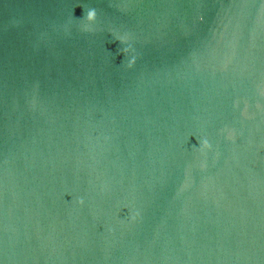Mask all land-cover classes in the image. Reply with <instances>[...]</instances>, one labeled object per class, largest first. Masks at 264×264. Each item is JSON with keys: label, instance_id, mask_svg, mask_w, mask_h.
<instances>
[{"label": "water", "instance_id": "95a60500", "mask_svg": "<svg viewBox=\"0 0 264 264\" xmlns=\"http://www.w3.org/2000/svg\"><path fill=\"white\" fill-rule=\"evenodd\" d=\"M0 264H264V0H0Z\"/></svg>", "mask_w": 264, "mask_h": 264}, {"label": "clouds", "instance_id": "9594fccd", "mask_svg": "<svg viewBox=\"0 0 264 264\" xmlns=\"http://www.w3.org/2000/svg\"><path fill=\"white\" fill-rule=\"evenodd\" d=\"M80 20L85 21L88 25L91 24H95L97 21V12L94 8H89L87 10L84 9V17ZM119 41V43L121 45L126 44L127 42L121 38V37H117V40ZM120 53L123 54V56L125 58H128V62H127V67L129 69L133 68L136 64V57H135V52L134 49L131 46H127V47H123L120 50ZM211 148V145L209 144V142L205 139L200 143V149L201 151L203 150H209ZM81 204H83V200L80 201ZM136 217L133 216V219H135Z\"/></svg>", "mask_w": 264, "mask_h": 264}]
</instances>
